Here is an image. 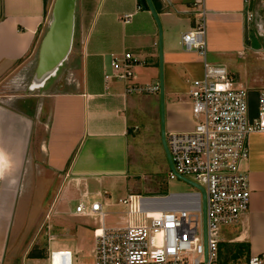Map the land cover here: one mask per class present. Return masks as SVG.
<instances>
[{
  "label": "crops",
  "instance_id": "0c3cea01",
  "mask_svg": "<svg viewBox=\"0 0 264 264\" xmlns=\"http://www.w3.org/2000/svg\"><path fill=\"white\" fill-rule=\"evenodd\" d=\"M49 1L0 0V264H28V259L42 257L28 248V239L43 221L53 230L54 221L71 212L65 208L68 201H98L104 224L107 214L120 213V221L109 226L134 219L126 215L120 198L161 194L147 172L152 157L165 155L160 138L158 27L152 13L138 0H75L68 53L53 75L30 86L28 69L36 66L35 48L47 27ZM151 1L161 30L164 132L187 130L192 125L188 85L201 74V56L184 49L180 37L197 15L189 0ZM203 7L205 58L226 66L234 84L246 87L252 112L264 74L251 62L259 59L264 66L263 41L256 48L249 45L242 0H203ZM123 49L138 61L132 67L133 80L158 83L156 91L124 93L121 81L104 79L103 73L111 70V56ZM10 83L17 90L6 92ZM247 145L241 168L248 175V207L231 225V234L222 237L221 228L220 236L221 241L246 243L251 254L264 250V132H250ZM28 192L45 197L51 192L48 206H39L31 219ZM22 197L18 213L16 204ZM28 223L32 227L25 237L22 230ZM17 224L14 237L10 232Z\"/></svg>",
  "mask_w": 264,
  "mask_h": 264
},
{
  "label": "built area",
  "instance_id": "2783aa9c",
  "mask_svg": "<svg viewBox=\"0 0 264 264\" xmlns=\"http://www.w3.org/2000/svg\"><path fill=\"white\" fill-rule=\"evenodd\" d=\"M243 28L263 41L264 0H242ZM197 15L180 37L182 47L201 56V74L192 77L188 96L192 125L187 130L164 132L170 158L168 177L192 181L195 188L161 194H127L119 200L128 219L122 225H106L98 201L78 200L73 213L93 216L92 264H212L221 241L220 230L234 224L249 202L248 175L241 163L248 157L247 136L264 132V86L256 92L250 112L246 87L234 84L233 74L223 64L205 58L203 0H189ZM137 58L123 49L110 58L111 70L104 79L121 81L122 92H153L158 83L141 85L133 80ZM28 86V85H27ZM204 192V222L202 197ZM157 211L156 215L151 211ZM45 264H72L70 248L51 247L55 234L44 224ZM244 264H264V250L248 254Z\"/></svg>",
  "mask_w": 264,
  "mask_h": 264
},
{
  "label": "rangeland",
  "instance_id": "374dc122",
  "mask_svg": "<svg viewBox=\"0 0 264 264\" xmlns=\"http://www.w3.org/2000/svg\"><path fill=\"white\" fill-rule=\"evenodd\" d=\"M46 8V26L48 23V20L50 18L51 10H52V5L53 2L52 0L49 1V4H47ZM47 29V27H46ZM249 34V45L252 48H256L259 45L262 44V40L259 39L257 36H255L251 31L248 32ZM40 42V40H39ZM38 45V42H37ZM37 49L38 46L35 48L36 55H35V62L37 61ZM35 62L33 65H35ZM260 60L257 59L256 63L251 62V64H256V72L261 71L262 74H264V66H261L259 64ZM31 64V65H32ZM252 66V65H251ZM30 68V67H29ZM261 68V69H260ZM34 69V66H33ZM34 71V70H33ZM32 70L28 69V85L30 83V78L32 77ZM15 75L10 76V81L12 78H14ZM50 78L49 80H51ZM18 80V79H17ZM23 82H25L24 78L21 79ZM48 80V82H49ZM22 83V82H21ZM11 85L13 83H10ZM27 85V83H26ZM44 86V85H43ZM5 89L6 92L9 91H15L17 88H13L11 86H7ZM33 92L35 91L32 90ZM28 91V92H32ZM151 164L149 165L148 169V176H149V181H151V185L157 186V191L159 193H164L168 191H186V190H193L195 187L179 178V177H173L169 178L167 171H168V165L166 163L165 155L164 159L163 157L159 156L158 158L152 157ZM51 196V192L48 193V195L45 197L42 196L41 192H28V203L29 205V210H28V218L31 219L33 215L37 212L39 206L44 205V208L48 206V201ZM42 197V199H41ZM24 197H22L16 204L17 212L19 213L20 207L18 205L19 202ZM19 199V198H18ZM58 202V201H57ZM74 200L68 201L65 203V208L70 209L71 212L67 215L65 214V217L62 219H58L57 221L53 220L50 218L51 221H54L57 225H53V230L51 229L52 232L56 230V235L55 238L52 240L51 247L55 248H60V247H67L70 248L73 252V261L72 264H92L93 263V258H92V253H91V246H92V227L95 226L96 224L98 225V220L96 218H93L92 216H82V215H72L73 214V208H74ZM119 210L123 208V205L121 202H119ZM52 213V212H51ZM72 213V214H71ZM76 214V213H75ZM120 213H112L110 215L105 216V223L106 224H114L115 222L120 221ZM41 223L37 225L34 231V236L28 239V248L32 251H38L41 253V255H44V252L46 250V247L48 245V242L45 240V235L43 233V230L45 229L44 221L42 223V226H40ZM230 225H224L221 228L224 229V232L222 233V237H228L231 234V226ZM68 226V228H66ZM20 225H13L11 228V235H14L15 237V232L16 229H18ZM23 227V226H22ZM21 227V228H22ZM32 227L31 223H28V226L22 230L23 234L25 237H29L30 229ZM52 228V227H51ZM65 231L67 232L66 234ZM11 235L10 238L11 239ZM24 237V238H25ZM17 241V238L14 239V244ZM226 242L223 244L221 247H218V252H217V257L215 261L212 264H244L245 257L243 255H239L236 258H231L230 253L234 251L233 246H232V241H222ZM19 263V259H17ZM28 264H45V256L44 257H38V258H33L32 260L28 259Z\"/></svg>",
  "mask_w": 264,
  "mask_h": 264
},
{
  "label": "water",
  "instance_id": "95a60500",
  "mask_svg": "<svg viewBox=\"0 0 264 264\" xmlns=\"http://www.w3.org/2000/svg\"><path fill=\"white\" fill-rule=\"evenodd\" d=\"M142 7L149 8L154 20L158 27V44H159V88H160V138L163 146V150L170 166V158L166 148L164 140V128H163V112H162V78H161V50H160V22L156 13V10L151 0H138ZM75 0H54L50 18L47 23V29L42 35L37 49V61L33 71L31 80L33 79L36 71L41 67L46 75L43 77V81L49 76L53 75L58 65L64 59L67 54V50L71 45L72 29H73V9ZM53 66L52 74L49 70ZM41 69V70H42ZM43 83V82H42ZM31 86V82H30ZM178 177L182 178L180 175ZM192 184L194 182L189 181ZM197 187L201 191L202 197V220L204 222V192L203 188Z\"/></svg>",
  "mask_w": 264,
  "mask_h": 264
},
{
  "label": "trees",
  "instance_id": "16d2710c",
  "mask_svg": "<svg viewBox=\"0 0 264 264\" xmlns=\"http://www.w3.org/2000/svg\"><path fill=\"white\" fill-rule=\"evenodd\" d=\"M226 242H222L220 241L218 243V247H221L223 244H225ZM232 246H233V250L230 253L231 258H236L239 255H243L245 257V260L247 259L248 256V247L246 243H239V242H232ZM37 254H41V253H37Z\"/></svg>",
  "mask_w": 264,
  "mask_h": 264
},
{
  "label": "bare ground",
  "instance_id": "6f19581e",
  "mask_svg": "<svg viewBox=\"0 0 264 264\" xmlns=\"http://www.w3.org/2000/svg\"><path fill=\"white\" fill-rule=\"evenodd\" d=\"M68 51H69V49L67 50V53H68ZM41 69L42 68L39 67V69L36 71L33 79L32 80L30 79L31 86H38V85L42 84L43 77L46 75V72H43V69L42 70ZM52 69H53V66L49 69V70H51L50 74H52ZM151 214L156 215L157 211L153 210V211H151Z\"/></svg>",
  "mask_w": 264,
  "mask_h": 264
}]
</instances>
